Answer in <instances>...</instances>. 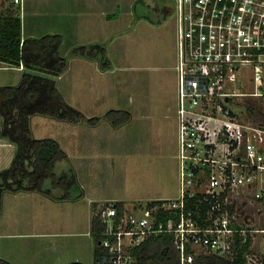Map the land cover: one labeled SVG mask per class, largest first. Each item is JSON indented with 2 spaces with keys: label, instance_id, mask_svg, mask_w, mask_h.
I'll return each instance as SVG.
<instances>
[{
  "label": "built area",
  "instance_id": "obj_1",
  "mask_svg": "<svg viewBox=\"0 0 264 264\" xmlns=\"http://www.w3.org/2000/svg\"><path fill=\"white\" fill-rule=\"evenodd\" d=\"M171 10L178 195L120 209L98 202L93 264H137L133 247L158 233L171 236L178 264L225 254L233 235L249 238L248 252L251 236L264 238L251 220L264 208V117H254L264 109L248 101L264 105V0H172ZM195 195L204 209L187 205Z\"/></svg>",
  "mask_w": 264,
  "mask_h": 264
},
{
  "label": "rangeland",
  "instance_id": "obj_2",
  "mask_svg": "<svg viewBox=\"0 0 264 264\" xmlns=\"http://www.w3.org/2000/svg\"><path fill=\"white\" fill-rule=\"evenodd\" d=\"M54 1V4L57 2L60 7L58 9L60 11L59 15H56L57 13H54V11L52 12L54 5L48 9H42L46 10L49 16L40 15L41 13L39 15L31 14L29 10L41 9L47 6V0H0V12H18L20 16H23L21 17L22 22L24 23L26 21V24L27 22L30 24L33 21L32 19H36L46 26L51 25L47 17L52 19V22L58 27L61 34H59L61 37V43L58 49L59 53L68 59L66 71L61 72L59 75H53V77L62 97L71 106L80 109L82 112L94 110L97 114L104 113L112 108V106H116L114 108L127 110L130 114L128 119L132 120L123 127L119 126L115 128L117 130L116 132L109 127L111 126L109 121L106 122V125H109V131L104 127H100L99 124L96 127L97 131L95 130L96 132H93L103 145L106 144L108 146L107 144H109L106 151L102 147L97 149L104 150L105 154L102 155L104 158L101 159V163L103 165L106 164L104 170L107 172L105 173L109 174L110 169L113 173L118 172L120 174H117L119 176L114 179L115 174L111 173V175H105V177L102 175V177L100 174H96V172L92 175V178L96 179V181L92 182V185L95 186L97 191L102 193L115 190L113 183H116L117 185H121L122 191L127 194L176 197L178 195V165L177 158L172 157L174 152L176 154V141H174L173 134L164 133L165 131H163L162 135H157L155 131V128L159 124L156 120L157 118H155L156 113L159 112V106L156 108L157 103L164 106L165 103L171 104L176 101L175 81L177 75L173 61L175 56L173 53L172 0H94L93 3L96 4V7L98 9L105 8L109 12V17L112 18L111 26L113 29L110 36L108 34L106 38L100 35L98 28L94 26V16L84 20V17H88L85 14L81 15L82 13H86L85 9L83 12L81 9L76 17H74L73 13L77 11L74 5L77 0ZM79 4L81 7L82 0L79 1ZM135 6L142 9L144 13L140 19H135V15L132 13V9L134 10ZM163 6L164 8L162 9ZM24 9L27 12L26 16L25 12L23 14ZM82 18L83 21L80 24L79 20ZM89 19H92V21L90 22ZM137 22H139L142 28L146 29V36L143 37L144 42H138L137 40L140 34L139 29V33L136 32V36L135 34L131 36L137 26L135 25ZM86 36H92L91 38L94 41H85L84 37ZM81 46L91 54L93 59L91 62L83 60L82 58H73V48L79 50ZM109 65L111 66L110 68H113L112 70H107L108 72L104 73L99 72L98 69L106 68ZM5 66V63L0 62V85L17 82L20 76V73L16 72V69H18L16 68L17 66H10L14 70L3 68ZM123 66H126V68L121 70ZM37 73L50 77V74L47 72L38 71ZM127 93L133 96L132 98H134L133 100L137 103V106L134 102L133 104L127 102L129 99ZM248 101L255 105L254 108L256 111H262L261 108L264 109V105L260 99L252 98V100ZM129 105H131V109L128 107ZM129 110H131V113ZM254 117L262 119L264 113L263 116L256 113ZM63 123L62 121L39 114L30 117V127L32 125L35 136L57 137L63 143V149L66 147L74 151L76 149V141L73 139L75 133H73L71 128H68L71 126H62L61 124ZM165 124L167 125L168 122H165ZM67 125L71 124L68 123ZM86 131L88 137L90 131H88V128ZM77 140H81V143H77L78 147L88 149L87 146H84L85 139L83 137L80 136ZM159 147L160 150H156ZM10 149L12 156L15 150L13 143ZM6 152L7 150L0 149V155H3V158L7 156L8 152ZM98 153H101V151H98ZM156 153L160 156V167L158 170L155 167L157 164L155 163V158L151 157L156 155ZM138 155H143L144 157ZM63 159L68 160L67 155ZM9 164L10 162L3 163V159H1L0 169L7 167ZM91 167L94 170L97 165H91ZM153 168L156 169L157 173L153 171ZM144 171L145 173H143ZM65 174L67 175V173ZM68 180L70 179L65 180V182L69 183V186L74 184L72 186L73 190H77L76 182ZM43 188L45 190L50 189L52 194L54 193L53 195L58 194V192L62 194L63 192L60 185L53 186L51 184L50 178H46L43 181ZM35 193L36 197L28 195L30 202H28L29 206L27 208L31 207L32 210L33 207H41L40 203L38 206V203L35 205V202L40 199L39 197H42L45 208V210L44 208L41 210L42 212L45 211L43 218L45 217L49 221H52L54 218L53 221H58L53 213H47L46 211L48 206L55 201L50 200V196L47 194L37 191ZM14 194L16 192L10 190H4L0 193V229L7 231L13 230L11 199L14 197ZM98 202L95 204L94 212L96 211ZM137 202V200L132 199L127 203L124 201L122 203L127 208H130ZM134 212L138 215L143 213L138 208ZM39 213L33 215L40 216ZM46 213L48 214L47 216H45ZM60 215L62 216L63 214ZM253 216L255 218H251V220L254 221L255 225L264 224V208L254 212ZM17 226L19 225H16V228ZM38 239L39 237L25 238V251H21V254L23 256L26 255V258L24 259L23 257L21 264H52L51 261L55 256V250L46 252ZM18 240V238L15 239L13 237L2 238L0 240V252L8 255L11 250L16 251L15 249L18 248V244H22L23 246V243L20 242L24 239H21L20 242ZM92 241L93 247H91V250H86L87 247H84L80 251H78L80 246L83 247L86 243V238L82 235H77L75 238L67 235H59L58 237H54L53 242L57 247L60 244L68 247L67 249L64 248L62 253H57L58 257L62 255V264L70 261L73 256L87 259L90 255V261L86 264H93L95 248L93 237ZM42 243L45 244L46 241ZM77 244L80 246H77ZM69 245L73 246L69 247ZM38 246L39 248H37ZM35 247L36 251L39 252L37 254L38 256L34 259L32 258V254ZM263 257L264 238L261 235L251 236L249 252L247 251L245 253L246 264H264ZM253 259L258 260L254 263L252 262ZM87 260H89V257ZM15 262V264L20 263L19 259H16Z\"/></svg>",
  "mask_w": 264,
  "mask_h": 264
},
{
  "label": "trees",
  "instance_id": "obj_3",
  "mask_svg": "<svg viewBox=\"0 0 264 264\" xmlns=\"http://www.w3.org/2000/svg\"><path fill=\"white\" fill-rule=\"evenodd\" d=\"M60 43L61 37L56 33L38 36L23 34L21 16L18 12H0V62L7 65H17L21 62L23 65L17 82L0 85V137L15 145L10 164L0 169V193L4 190L38 191L53 198H64L68 197L69 187L65 180L75 181L72 174L54 173L55 161L65 158L66 153L56 139L50 136H33L30 127L32 115H46L70 122L84 120L88 124H95L104 119L110 121L113 126L129 118L127 111L116 108H110L101 115L85 117L62 97L53 77L67 68L68 59L58 50ZM72 54L92 59L91 54L83 46L79 50L73 48ZM37 70L49 73L50 77L40 75ZM46 178L51 179L53 186L58 184L62 187L61 195H53L50 189L43 188V181ZM197 197L199 196L189 197L187 205L195 206L197 203L202 210L207 206L206 202H196ZM161 200L148 199L144 203L155 205L160 204ZM122 202L121 200L116 202L119 209ZM159 216L164 218L161 209ZM101 228V224L92 214L89 232L93 238H96ZM242 238L233 235L230 248L223 255L199 251L188 264H246L245 253L250 241L246 237L242 242ZM95 251L94 248V253ZM132 253L137 264H178L177 250L168 233H158L145 238L133 247ZM0 264L9 263L0 259ZM63 264L84 263L70 260Z\"/></svg>",
  "mask_w": 264,
  "mask_h": 264
},
{
  "label": "crops",
  "instance_id": "obj_4",
  "mask_svg": "<svg viewBox=\"0 0 264 264\" xmlns=\"http://www.w3.org/2000/svg\"><path fill=\"white\" fill-rule=\"evenodd\" d=\"M48 1V5L45 6L44 8L41 9H36V10H29L31 11V14H35V15H39V13H41L40 15L43 14L44 15H48L46 10H42V9H48L50 6L54 5L52 12L54 11V13H57L56 15L60 14V11L58 10L60 7L58 6L57 2L54 4V0H47ZM57 1V0H56ZM79 1L77 0V2L75 3L74 7L77 9V11H74L73 15L74 17H76V15L79 13V11L82 9H85L86 13H82L81 15H88V17H84L85 19L91 18L92 16H94V26L96 28H98V33L100 35H102L104 38H106V35L112 32V26H111V20L112 18L109 17V12L104 8V9H98L96 7V4H94V0H82V6L80 7L79 5ZM88 2V3H87ZM26 9V6H25ZM23 10V14L25 12V16L27 15L26 10ZM28 9V6H27ZM138 8L137 6H135L134 10L132 9V13L135 15V19H140V17L142 15H144V13L142 12V9ZM51 12V13H52ZM23 17V16H21ZM25 18V17H24ZM23 18V19H24ZM48 20H50L51 25H46L44 26L39 20L36 19H32L33 21L27 22L24 21V23L22 22V18H21V27L23 30V34H27L29 36H38V35H42V34H52V33H58L60 34V30H58V27H56V25H54V23L52 22V19L50 17H47ZM90 22L92 21V19H89ZM81 21H83V18L79 20V23L81 24ZM135 22V20H134ZM141 22V21H139ZM139 22H137L135 25H137L135 27V29L132 32V35L135 34L136 36V32H138V29L140 31L139 34V39L137 38L138 42H144L143 37L146 36L145 32V28H142L141 25H139ZM106 25V26H105ZM108 25V26H107ZM82 30V29H81ZM173 48H174V24H173ZM131 33V32H130ZM61 35V34H60ZM82 36V35H81ZM92 36H86L84 37L85 41L89 42V41H94L91 38ZM84 41V42H85ZM73 42V41H72ZM173 53H174V49H173ZM82 58L83 60L89 61L91 62L93 59H88L84 56H80V55H73V58ZM175 59L173 58V61ZM3 67L5 69L8 70H14L13 67L10 66H17L16 68V72L17 73H21V71L23 70V65L20 62V64L17 65H7ZM173 65V64H172ZM111 66H107L106 68L103 69H98L99 72H108L109 70H112L113 68H110ZM173 67V66H172ZM11 68V69H10ZM124 68H126V66L121 67V70H123ZM67 69V68H66ZM108 70V71H107ZM66 71V70H65ZM19 79V78H18ZM12 83V82H9ZM175 89H176V81H175ZM175 91V90H174ZM129 99L127 100L128 103L134 104L137 106V103H135V101L133 100L134 98H132L133 96L130 93H127ZM157 103V102H156ZM155 103V104H156ZM153 106V105H152ZM159 106V112L156 113V120L159 122L158 127L155 128L156 134L157 135H162V132L165 131L164 133H168V134H173L174 137V141H176V129H177V121H176V115H175V107H176V101L172 102L171 104H164V106H162L161 104L157 103L156 108H158ZM116 106H112V108H114ZM131 109V105L128 106ZM116 109H121V108H116ZM79 111H81L80 109H78ZM127 111V110H126ZM131 113V110H129ZM82 112V111H81ZM134 112V111H133ZM84 114L85 117H89L92 115H101V114H97L95 113L94 110H90V112L84 111L82 112ZM130 115V114H129ZM42 116H46V115H42ZM50 117V116H48ZM133 117V116H131ZM53 118V117H51ZM32 119V118H31ZM56 119V118H54ZM58 121H62L64 122L63 124H61L62 126H71L68 128H71V130L73 131V133H75V136L73 137V139L76 141L75 145H76V149L74 151H72L69 148H64L63 149V143L61 142V140H59V138H54L52 136V138L56 139L57 142L59 143V146L64 150V152L66 153L68 160H64V159H60L55 161L54 165H53V171L55 174H59L60 172H65L67 173V175H69L68 173H71L72 176L74 177V180L76 181V187L77 190H73V185L69 186L67 188L68 191V197H62V198H53V197H49L50 200L55 201L54 203H52L51 205L48 206V208L46 209L47 213H53L54 216H56V219L58 221H49L47 220V218H43V213L42 212V208H44V202L42 200V197H39L40 199L38 201L35 202V205L40 206L41 207H33L31 210V207L27 208L28 202L29 201V197L30 196H35L36 197V191H24V190H19V191H15L16 194H14V197L11 199L12 200V212L13 215L11 217L12 222H13V230H3L0 229V240L4 237L9 238V237H13V238H18V242L21 241L20 243L22 244H18V248L11 250L9 252V254H4L3 252H0V259H3L5 261H7L9 264H15V260L19 259L20 263L23 261V257L24 259L26 258V255L23 256V254H21V251H25V238L26 237H39V242H41V246L43 249H45V251H54L55 250V256L53 257V262L54 264H62L63 258L62 255L60 257L57 256V253H62V251L65 249H67L68 247H64L63 244L55 245L54 244V237L55 236H71L73 238H75V236L77 235H82L86 238V243L83 247H81L79 244H77V246H80V248L78 249V251L82 250L84 247L87 249L86 250H91V247H93V241H92V237L91 234L89 232L90 229V219L91 216L94 212V207L96 202L100 201V200H104V199H116V200H121L124 201L125 203H127L128 201L135 199L138 202L137 203H143L145 200L148 199H154V198H168V197H162V196H145L146 194L139 196V194H127L124 193V191H122L121 189V185H117L116 183H113V188H115V190H110V192H99L95 189V186L92 185V182L96 181V179L92 178V175L94 173L96 174H100V176H104L105 175H114V179L117 178L120 174L118 172H114L112 170L109 169V174L105 173L107 171H105V165H103L101 163V159H103L104 157L102 155H104V150L106 151L108 149L109 144H107L108 146L103 145V143L101 141L98 140V138L94 135V133L97 131L96 127L99 126L100 127H104L106 128L108 131L110 130V128H112V130L114 132H116L117 130H115V128L123 127L125 124H127L129 121H131L132 119H128L124 122H121V124L117 125V126H109L106 125V122H108L107 120L101 119L98 122H96L95 124H88L87 122L84 121H76V122H68L66 120H62V119H56ZM110 122V121H109ZM165 122H168V124L166 125ZM71 124V125H67V124ZM73 126V127H72ZM87 126V127H86ZM108 126L110 128H108ZM156 126V125H155ZM86 127V128H85ZM99 127V128H100ZM87 128L88 131H90L89 136L87 137L86 133H87ZM77 130V131H76ZM96 130V131H95ZM158 130V131H157ZM31 132L33 133L32 130V125H31ZM94 132V133H93ZM83 137L84 140V146H87L88 149L84 148H80L77 146V143H81V140H77L78 137ZM37 137V136H35ZM38 137H44V136H38ZM11 142L7 141V139L0 137V149L2 148L4 151L7 150L8 154L3 158V155H0V163H1V159H3V163L5 162H10L12 156L10 154V146H11ZM159 146L160 143H158ZM92 145V147H91ZM5 146H6V150H5ZM100 147L104 148V150H97L100 149ZM89 150V151H88ZM97 150V151H96ZM156 150H160V147L157 148ZM98 151H101V153H98ZM176 151V150H175ZM141 156V155H138ZM141 157H144L143 155ZM153 158H155V163L156 164V168L157 170L160 167V156L156 153V155L151 156ZM172 157L176 159V154L175 152L172 154ZM97 158H99L97 160ZM99 161V162H98ZM59 164V165H58ZM91 165H97V167L93 170ZM67 169V171H65ZM153 171H156L155 168H153ZM145 173V171L143 172ZM157 173V171H156ZM70 174V175H71ZM102 176V177H103ZM81 189V190H80ZM63 191V190H62ZM38 192V191H37ZM40 193V192H39ZM37 193V194H39ZM60 192H58V194H55L57 196L61 195L59 194ZM54 194V193H53ZM21 205H20V204ZM27 208V209H26ZM24 210V211H23ZM38 210V211H37ZM45 210V208H44ZM40 216L37 215H33V214H38ZM46 213L45 216H47L48 214ZM60 214H63L62 216ZM7 223V222H6ZM16 225L17 226L16 228ZM43 228V229H42ZM46 241L45 244H43L42 242ZM40 244V243H39ZM73 245H69V247H72ZM39 248V246L37 247ZM39 252V251H38ZM38 252L36 251V247L34 248L33 254H32V258L35 259V257H37ZM40 252H44V251H40ZM45 252V253H46ZM65 252V251H64ZM63 252V253H64ZM35 254V256H34ZM91 256V255H90ZM90 256L89 260L88 257L86 258H80L79 256H73V258H71V260H79L81 262H83L84 264L88 263V261H90ZM58 257V258H57ZM28 258V256H27ZM51 261V263L53 264V262Z\"/></svg>",
  "mask_w": 264,
  "mask_h": 264
},
{
  "label": "clouds",
  "instance_id": "obj_5",
  "mask_svg": "<svg viewBox=\"0 0 264 264\" xmlns=\"http://www.w3.org/2000/svg\"><path fill=\"white\" fill-rule=\"evenodd\" d=\"M161 199V198H160Z\"/></svg>",
  "mask_w": 264,
  "mask_h": 264
}]
</instances>
